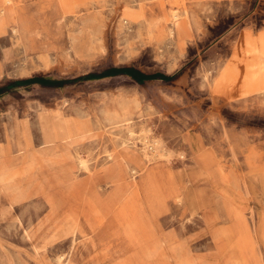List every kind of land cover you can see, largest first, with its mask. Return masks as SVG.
<instances>
[{"label":"rangeland","instance_id":"rangeland-1","mask_svg":"<svg viewBox=\"0 0 264 264\" xmlns=\"http://www.w3.org/2000/svg\"><path fill=\"white\" fill-rule=\"evenodd\" d=\"M15 1L23 24L0 31V88L111 68L175 76L21 85L0 97V149H11L19 130L38 144L45 122L68 118L93 128L67 148L87 171L58 179L50 167L20 170L19 202L11 206L14 194L0 192V264H264V93L229 87L224 99L213 100L203 79L218 68L238 67L244 79L255 72L246 39L264 33V0H160L166 13L185 7L200 27L186 45L190 35L180 36L179 52L166 29L124 16L139 0H109L82 19L62 17L58 0ZM123 117L131 135L107 126ZM156 147L166 168L153 161L134 176L123 168L115 185L90 175L108 153L126 148L144 160L136 162L141 169L143 154L155 158ZM193 163L210 171L194 185ZM243 176L246 188H238ZM179 187L194 205L178 207Z\"/></svg>","mask_w":264,"mask_h":264},{"label":"crops","instance_id":"crops-1","mask_svg":"<svg viewBox=\"0 0 264 264\" xmlns=\"http://www.w3.org/2000/svg\"><path fill=\"white\" fill-rule=\"evenodd\" d=\"M12 1L13 5L3 7V0H0V8H3V13H0V31L7 26H10L12 30H16L17 27L20 28L23 24V18L20 15L18 16L16 12L17 3L15 0ZM108 1L109 0H58V7L60 8V14L62 17L72 15L75 18L82 19L98 14L101 7ZM163 8V3L160 0H156L154 2H143L142 0H139L137 5L130 4L125 6L123 14L125 17H127L129 22L137 23L138 25L145 26L149 29L159 30L160 28H166L167 20L169 19V15L171 13V11L169 13L164 12ZM173 28L176 30L177 36L175 41L170 43H174L172 47H174V49L178 52V39H182L180 36L190 35V37H186V45L193 40L195 34L200 29L199 25L195 24L192 20L190 21L189 26L183 19L178 21ZM220 34H222V32ZM246 41L249 42H247V44L249 45L250 50L254 52V54L256 52L254 55L256 57L255 64L257 67H255V72H253V75H249L247 79H244L241 76L238 67L231 68L230 70L218 68L215 77L209 76L208 81L204 79L203 75V79L207 82L206 85L208 92L214 100L215 97L216 100L224 99L226 97L225 94L228 90L226 85L225 90L222 93L224 97L222 95V97H219L217 94H214L215 92L212 91L216 84H220V79L223 74L225 77H229L230 83H233L231 90L234 92L236 91L240 94L249 92L258 94L264 93V91L261 90L257 91L258 88L264 86V33L259 35L256 40H252L248 36ZM254 73L256 75H254ZM120 119L128 118L123 117L119 119L108 120L107 126H109L111 131H120L119 129L115 128V126L119 125L118 123ZM104 128L102 129L104 130ZM92 130L93 128L91 124L84 123L82 121L71 120L68 118L60 119L58 122H45L39 126L40 138L38 144H35L33 141H31L30 137L25 131L19 130V139L17 138L18 141L12 145L11 149H0V192L11 194L22 192L20 189L21 183L19 181V178L21 177V174L19 173L20 170L31 171L35 169H42L43 167H50L53 169V175L55 178L61 179L78 177V173L81 172V170L78 168L77 163L78 158L81 157L78 153H75L73 156H71V154H69L67 151V148L76 140L88 138ZM200 146L202 147L201 143L193 141V148ZM112 152H115V160L120 162L122 166L128 164L131 169H135L137 171L141 170L137 166L136 162L139 159L144 163V160L137 155L131 154L132 152L129 148ZM9 154H13V156H8ZM129 163H131V165H129ZM246 163L247 167H251L248 162ZM104 164L105 159L100 163V167L96 172L103 171L102 168ZM194 166L195 168L192 170L194 174H199L204 178L208 177V174L210 173L209 170L204 168L202 169L197 165ZM105 171H110L113 173L117 171V169L114 165H111V167H108V170ZM151 173H155V170H151L149 174ZM244 177L245 176H243L242 179L243 184L239 185L238 188H246V181ZM176 193L179 197L180 194H185L186 192L177 190ZM183 200V203L178 205V207H188V205H194V198L192 197L185 196L183 197Z\"/></svg>","mask_w":264,"mask_h":264},{"label":"bare ground","instance_id":"bare-ground-1","mask_svg":"<svg viewBox=\"0 0 264 264\" xmlns=\"http://www.w3.org/2000/svg\"><path fill=\"white\" fill-rule=\"evenodd\" d=\"M180 1H182V0H180ZM2 4H3V7H7V6H11V5H13V1L12 0H3V2H2ZM0 13H3V8H0ZM185 20L186 21V23L190 26V21H191V18L189 17V14H188V11H187V9L185 8V7H182L180 10H173V11H171V13H170V15H169V19L167 20V26H166V36H167V39H168V41L169 42H174L175 41V38H176V36H177V34H176V30L173 28L174 27V25L178 22V21H180V20ZM13 31H15V29H13ZM262 40V39H261ZM248 42V41H247ZM118 43V42H117ZM249 43V42H248ZM253 43H255V42H253ZM252 43V44H253ZM252 46V45H251ZM262 49V48H261ZM254 53V52H253ZM255 54H256V52H255ZM254 54V55H255ZM240 57V56H239ZM256 67V66H255ZM257 68V67H256ZM255 68V69H256ZM263 69H264V64H263ZM251 75V74H250ZM252 75H253V73H252ZM254 75H256L255 73H254ZM263 76V75H262ZM208 77H209V75L208 74H204V79L206 80V81H208ZM254 77V76H253ZM252 77V78H253ZM256 78V77H255ZM251 81V80H250ZM254 82V81H253ZM182 83V82H181ZM207 83V82H206ZM252 83V82H251ZM256 83H257V81H256ZM255 83V84H256ZM225 85L227 86V89H229V87H230V89L233 87V83H230V81H229V77L227 76V77H225V75L223 74L222 76H221V79H220V84H216L214 87H213V90L212 91H214V90H217L216 92H218V93H220L219 92V90L220 91H222V90H224L225 89ZM259 87V86H258ZM245 88V87H244ZM254 89V88H253ZM259 90H261V91H264V88H262V87H260V88H258L257 89V91H259ZM223 92V91H222ZM236 92V91H235ZM222 95V93H220V95H218L219 97ZM223 96V95H222ZM221 96V97H222ZM224 97V96H223ZM214 100V99H213ZM215 100H216V97H215ZM119 125L118 126H115V128L116 129H119L120 131H122V130H125L128 134H132V130H131V128H130V120H128V119H120V121H119V123H118ZM91 130V129H90ZM88 132V131H87ZM86 132V133H87ZM158 148L159 147H156V148H154V151L153 152H155V158H154V156L153 157H151V155H150V153L149 154H147V153H144L143 154V156H144V158H145V160H147V163H146V165L145 166H142L141 165V171H137V170H135V169H131L129 166H128V164L127 165H125V166H122L121 165V163L120 162H117L116 160H115V152H111V153H108L106 156H105V164H104V166H103V171H101V172H94V173H90V175L91 176H94V177H97L98 179H100L101 181L102 180H105L106 181V184H113V185H115L116 184V182H119L120 180H119V177H121V171H123V168H124V170L126 171V172H130V175L131 176H134V175H144V174H146V172L145 171H143V170H145V167H148L149 165H152L153 164V161H159L161 164H163V162H162V160H161V154H159V150H158ZM126 149H128V148H126ZM150 150H152V149H150ZM161 155V156H160ZM168 155V154H167ZM180 156H183V155H180ZM169 160V159H168ZM184 160V159H183ZM165 161V160H164ZM77 165H78V168L81 170V171H87V169H88V167H87V165H86V163L83 161V159L82 158H78V163H77ZM111 165H114L115 167H116V169H117V171H115V172H110V171H105V170H108V167H111ZM164 166H165V168L167 167L166 166V164H163ZM148 169V168H147ZM101 176V177H100ZM189 177H191L192 179L190 180V182H191V184L192 185H194L195 183H196V181L197 180H199V179H202L203 177L201 176V175H199V174H194L193 172H191L189 175H188ZM172 178H173V176H171ZM146 179H147V177H146ZM133 180V179H132ZM74 182H75V184L76 183H78L79 181L78 180H76V179H74ZM137 188H138V185L137 186H135L134 187V193H136V190H137ZM75 189V188H74ZM179 191H182V192H184L183 190H182V187H179V189H178ZM185 196H187V197H190L189 196V194H188V192L186 191V193L185 194H180L179 195V197H178V204L179 203H183V197H185ZM21 199V193H16V194H14V196H13V198L11 199V203H10V205L12 206L13 204H15V203H18L19 202V200ZM12 208V207H11ZM132 210L131 209H129V208H126L125 206H123V208H122V213L124 214H126L125 215V217L127 218V217H131L132 219H134L135 217H134V215H133V213L131 212ZM138 217H139V215H138ZM102 219V218H101ZM103 221V220H102ZM15 224V223H14ZM76 239H74L73 241H75ZM172 244V243H171ZM175 244V243H174ZM170 245V244H169ZM160 246H161V242L159 241V240H157V241H155V248L156 249H158V248H160ZM155 252V251H154ZM178 258H180L179 256H178Z\"/></svg>","mask_w":264,"mask_h":264},{"label":"trees","instance_id":"trees-1","mask_svg":"<svg viewBox=\"0 0 264 264\" xmlns=\"http://www.w3.org/2000/svg\"><path fill=\"white\" fill-rule=\"evenodd\" d=\"M116 75H126L130 77L131 79H134L138 83H142L145 80H163V81H169L172 80L175 75L172 76H166L162 74H155V75H144L140 73L139 71L133 69V68H111L108 70H105L101 73H90L85 76H80L74 79L70 80H52L49 78H43V77H32L26 80L16 81L9 83L6 87L0 88V97L7 93L9 90H12L14 87L18 86H29L32 84H40L44 86H52V87H62L65 84H73L80 81H92V80H99L111 76Z\"/></svg>","mask_w":264,"mask_h":264}]
</instances>
